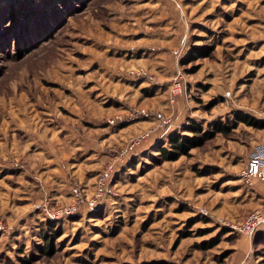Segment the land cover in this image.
Returning a JSON list of instances; mask_svg holds the SVG:
<instances>
[{
    "label": "rangeland",
    "instance_id": "rangeland-1",
    "mask_svg": "<svg viewBox=\"0 0 264 264\" xmlns=\"http://www.w3.org/2000/svg\"><path fill=\"white\" fill-rule=\"evenodd\" d=\"M238 112L264 121V0H0V264H264Z\"/></svg>",
    "mask_w": 264,
    "mask_h": 264
},
{
    "label": "built area",
    "instance_id": "built-area-1",
    "mask_svg": "<svg viewBox=\"0 0 264 264\" xmlns=\"http://www.w3.org/2000/svg\"><path fill=\"white\" fill-rule=\"evenodd\" d=\"M180 90H181V83L180 82L173 83L171 88L173 100H174V95L179 93ZM146 136L147 135H144L143 138H145ZM140 141L141 139L138 140V143ZM244 174L245 177L248 179V181H252V179L258 177L264 180V145H258L253 149V151L250 154L249 161L246 165ZM109 175L110 173L107 172L101 176L98 183V196L103 195L106 187V181ZM73 194H75V196L73 195V197L76 199V201L74 200L73 201L74 203H72L71 205H67L57 210L44 207V213L46 219L48 218L54 221H58L63 219L64 217L73 214L77 209V200L78 198L81 197V192H79V190L75 188L73 189ZM263 221H264V216L262 211L260 209H256L249 214L246 222L239 227V230L242 231V233L253 234L255 230L262 224Z\"/></svg>",
    "mask_w": 264,
    "mask_h": 264
},
{
    "label": "trees",
    "instance_id": "trees-1",
    "mask_svg": "<svg viewBox=\"0 0 264 264\" xmlns=\"http://www.w3.org/2000/svg\"><path fill=\"white\" fill-rule=\"evenodd\" d=\"M235 117L237 118L236 120L244 122L250 126H254L259 129H264V121H259L257 118L244 113V112H238L236 113ZM215 130L213 133H227L229 130L228 126H224L222 123H219L216 125L214 128ZM191 131H195L196 134H201L202 129L196 126H191ZM210 133L205 134V138L208 137ZM201 142V139L198 136H195L194 139L190 140H185L181 137H174L171 139V147L173 148V151L170 153L166 149H162L163 156L166 160H175L178 159L180 155L187 154L188 150L194 146H197ZM57 221H54L52 219H48V225H49V230L50 233H46L44 235V249L43 251L47 253L49 249L53 248L54 244V239L57 236L56 228H57Z\"/></svg>",
    "mask_w": 264,
    "mask_h": 264
}]
</instances>
